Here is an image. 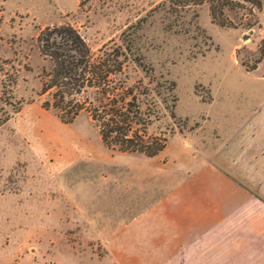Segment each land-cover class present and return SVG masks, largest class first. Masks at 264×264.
Segmentation results:
<instances>
[{"label":"rangeland","instance_id":"rangeland-1","mask_svg":"<svg viewBox=\"0 0 264 264\" xmlns=\"http://www.w3.org/2000/svg\"><path fill=\"white\" fill-rule=\"evenodd\" d=\"M261 1L257 9L232 0L234 9L224 12L232 25H220L208 1L175 9L168 0H0V264H128L125 249L109 241L132 212L178 204L188 192L203 214L189 219L182 205V223L197 227L206 216L210 227L218 202L206 189L205 166L259 199L256 226L264 231V57L247 68L264 49ZM65 24L83 36L92 59L127 46L146 67L171 74L178 122L162 152L111 150L87 112L65 123L42 106L54 89L42 91L52 64L40 54L38 34ZM123 68L130 83L142 72L131 62ZM242 128L252 131L242 137ZM227 235L264 245V233ZM199 241L181 244L185 264H205ZM262 246L254 251L264 261ZM232 259L227 264H255Z\"/></svg>","mask_w":264,"mask_h":264},{"label":"trees","instance_id":"trees-1","mask_svg":"<svg viewBox=\"0 0 264 264\" xmlns=\"http://www.w3.org/2000/svg\"><path fill=\"white\" fill-rule=\"evenodd\" d=\"M204 1L210 4L213 21L232 25L224 14L226 9H234L236 3L232 0H168L175 9ZM243 1L257 9L263 5L261 0ZM252 25L248 23L247 27ZM37 43L41 56L52 64L45 73L47 80L42 91L52 88L54 91L50 99L42 102L44 108L53 109L65 123L80 112H87L103 145L111 150L137 152L147 157L164 150L178 122L177 83L169 72L146 67L145 57L133 56L127 46L92 59L83 36L66 24L45 27L39 32ZM260 49L248 70L262 61L264 49ZM125 62L142 71L134 83L129 82V74L123 68ZM110 63L115 67L110 68ZM156 128L159 130L154 132Z\"/></svg>","mask_w":264,"mask_h":264},{"label":"crops","instance_id":"crops-1","mask_svg":"<svg viewBox=\"0 0 264 264\" xmlns=\"http://www.w3.org/2000/svg\"><path fill=\"white\" fill-rule=\"evenodd\" d=\"M236 131H239L243 137L252 130L242 128ZM248 138H250L249 135ZM247 142H249L250 148L246 149L252 150V143L254 142L251 140ZM205 167L203 172H205L206 189L212 188L209 190L213 192V196L218 202L216 207L218 219L214 218V222H212V215H209V221L213 223L210 227L204 224L203 219L206 216L200 218L203 224L199 222L197 227L182 223V220L185 219L181 217L180 213L182 205H184L185 210H188L189 219L199 220V216L203 214V211H200L198 207L196 208V198L192 197L190 192L183 199H180L178 204L177 201L167 204L158 202L160 204H150L139 208V211L136 208V212H132L134 217L120 235L109 241V245H114L116 249H125L128 264H170L175 261H179L178 264H185L186 260L183 255L184 252L181 251V244L184 248L187 246L186 241L189 240L190 242L195 237L200 240L199 247L205 250V264H227L235 257L242 259L250 257L252 261H255V264H264V261L261 260L263 257L261 255L260 258L257 257L254 251V245L262 246L259 243L249 239L243 240L241 236L244 238V235H237V238L226 239L227 241L223 239L228 236L227 233L234 231L249 234L264 233L261 228L256 226L257 223L263 221L260 218L259 199L242 190H237L213 166ZM243 167L247 168V165ZM208 176L214 178L215 181H209ZM242 176H244L243 170ZM225 200L227 203L224 205ZM218 246L222 251L216 252L214 250V247ZM235 246L238 250L235 249ZM194 260L198 263V257H194Z\"/></svg>","mask_w":264,"mask_h":264}]
</instances>
